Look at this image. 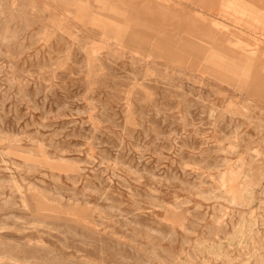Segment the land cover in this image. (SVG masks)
I'll list each match as a JSON object with an SVG mask.
<instances>
[{"label":"rangeland","instance_id":"1","mask_svg":"<svg viewBox=\"0 0 264 264\" xmlns=\"http://www.w3.org/2000/svg\"><path fill=\"white\" fill-rule=\"evenodd\" d=\"M191 1L0 0V264H264V19Z\"/></svg>","mask_w":264,"mask_h":264},{"label":"crops","instance_id":"2","mask_svg":"<svg viewBox=\"0 0 264 264\" xmlns=\"http://www.w3.org/2000/svg\"><path fill=\"white\" fill-rule=\"evenodd\" d=\"M235 1L239 3L240 9L246 8L249 11V18L247 24L250 27V32L252 31V26L256 27L263 24L264 0H234L233 2L235 3ZM191 2H196V4L199 5L198 9L201 13L202 10L205 9L213 12L216 11V13L212 14H215L218 19L221 15L223 17H227L230 15L228 8L225 7L228 3V0H192ZM254 33L256 35H260V33L262 34L260 29H255Z\"/></svg>","mask_w":264,"mask_h":264}]
</instances>
